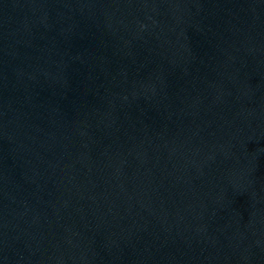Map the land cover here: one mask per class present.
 I'll list each match as a JSON object with an SVG mask.
<instances>
[{
  "label": "water",
  "instance_id": "water-1",
  "mask_svg": "<svg viewBox=\"0 0 264 264\" xmlns=\"http://www.w3.org/2000/svg\"><path fill=\"white\" fill-rule=\"evenodd\" d=\"M0 264H264V0H0Z\"/></svg>",
  "mask_w": 264,
  "mask_h": 264
}]
</instances>
